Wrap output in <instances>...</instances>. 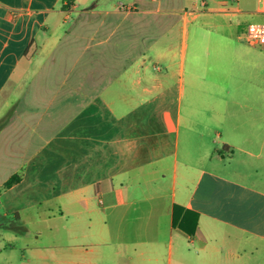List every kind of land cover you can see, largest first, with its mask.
I'll list each match as a JSON object with an SVG mask.
<instances>
[{
	"label": "crops",
	"instance_id": "crops-1",
	"mask_svg": "<svg viewBox=\"0 0 264 264\" xmlns=\"http://www.w3.org/2000/svg\"><path fill=\"white\" fill-rule=\"evenodd\" d=\"M63 1L0 0V30L22 39L0 81V94L21 84L0 129V185L20 175L0 193L17 264H264L263 48L190 30L202 9ZM71 11L83 67L59 81L39 58ZM227 154L249 168H226Z\"/></svg>",
	"mask_w": 264,
	"mask_h": 264
},
{
	"label": "rangeland",
	"instance_id": "rangeland-1",
	"mask_svg": "<svg viewBox=\"0 0 264 264\" xmlns=\"http://www.w3.org/2000/svg\"><path fill=\"white\" fill-rule=\"evenodd\" d=\"M59 2L57 7H60V2H64L63 0H55ZM113 0H108L105 3L98 4V7H107L109 3ZM126 1V0H123ZM140 4L141 8H145L148 4L155 5V3H151L149 0H137ZM158 2L159 0H153ZM163 7L167 8H177V7H186L189 10H200L195 11L194 14H199L198 18H194V16H190L189 28L191 30L192 25L197 24H213L216 25L217 29H221L220 32L225 35H229L231 37L237 38L242 42L247 43V39L244 35L246 26L251 22H264V13L260 12V10H264V0H161ZM92 2L80 4V9L83 8L84 5H90ZM71 8V5L67 7V10ZM119 8L126 12L125 14H130L133 11L138 9V5L135 3L123 2L120 4ZM205 9V10H203ZM154 17V16H153ZM83 18V14H76L75 11H71L64 13L63 18H59L60 23V32L59 38H62L57 47L54 48L51 56L40 57V64H44L45 71H58L61 73L59 76V81L63 80L64 73L68 70L69 67H75L78 69H82L83 67V54H82V40L78 45L75 46L69 45V40L74 39V34L67 30L72 26L73 23L81 20ZM162 18V16H155L154 19ZM128 20V18H124V21ZM82 31V30H81ZM79 31V33H81ZM70 32V33H69ZM83 32V31H82ZM25 33V32H24ZM24 33L22 35H24ZM28 33H34L29 30ZM69 33V34H68ZM78 33V32H77ZM42 32L39 31L37 35L41 36ZM67 34V35H66ZM21 34L17 35L16 33H12L9 30H0V81L4 79L5 74L7 72L8 66L14 64L16 62V58L18 56V52L20 50L21 45ZM23 37V36H22ZM82 39V38H81ZM264 50V48H263ZM29 70L35 69L34 64H31V61L28 60L27 64ZM58 79V78H56ZM22 81V80H21ZM29 82L30 79H27ZM46 81V78H44ZM48 82L53 81L54 83L58 80L50 79ZM25 84H22V86ZM21 90V84L18 79H12L8 84L3 93L0 94V124H3L6 119L9 118L10 114L7 109L12 107L14 104H19L21 95L18 93ZM36 101V100H35ZM242 156H236L235 158H230L229 154H227L226 158L223 160L225 167L230 170L235 167H238L239 170L243 171L244 168H249L245 163L244 158ZM229 162L231 165H229ZM237 175V174H236ZM242 179H259L263 176H258L255 174H242L240 176ZM12 224L9 221L4 222L3 226L0 227V246L5 247V251L9 253L11 257L12 263L17 264L18 258L21 256L20 247L23 246V240L14 239L12 242H8L7 237L14 233V230L11 228ZM31 241V238L28 240ZM9 243H13L15 246L10 249ZM0 255V259H1Z\"/></svg>",
	"mask_w": 264,
	"mask_h": 264
},
{
	"label": "built area",
	"instance_id": "built-area-1",
	"mask_svg": "<svg viewBox=\"0 0 264 264\" xmlns=\"http://www.w3.org/2000/svg\"><path fill=\"white\" fill-rule=\"evenodd\" d=\"M264 13V10H260ZM247 41L252 45L264 48V22H251L246 26L244 33Z\"/></svg>",
	"mask_w": 264,
	"mask_h": 264
},
{
	"label": "trees",
	"instance_id": "trees-1",
	"mask_svg": "<svg viewBox=\"0 0 264 264\" xmlns=\"http://www.w3.org/2000/svg\"><path fill=\"white\" fill-rule=\"evenodd\" d=\"M71 0H68V2ZM62 7L66 9L68 6L66 4H63ZM3 124H0V129L2 128ZM20 180V175L18 173L11 175L2 185H0V193L11 187L13 184L17 183ZM13 217H18L17 214H14Z\"/></svg>",
	"mask_w": 264,
	"mask_h": 264
}]
</instances>
